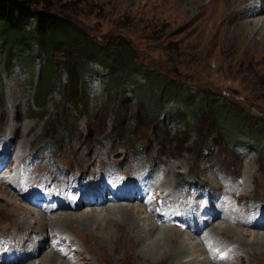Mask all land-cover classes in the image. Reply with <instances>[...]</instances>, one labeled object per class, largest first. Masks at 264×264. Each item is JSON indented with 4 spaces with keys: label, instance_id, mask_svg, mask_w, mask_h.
Segmentation results:
<instances>
[{
    "label": "rangeland",
    "instance_id": "374dc122",
    "mask_svg": "<svg viewBox=\"0 0 264 264\" xmlns=\"http://www.w3.org/2000/svg\"><path fill=\"white\" fill-rule=\"evenodd\" d=\"M41 1V8L45 6L70 18L91 40L103 47L126 39L134 47V61L143 71L158 75L186 96H195L203 110L193 113L191 108L196 105L184 102L179 107L170 101L160 104L163 109L152 114L154 105L158 107L161 100V89L156 84H150L146 75L137 73L135 78L111 92L109 89L114 87L107 84L108 71L97 63L89 64L92 70L82 82L72 83L65 68L66 59L60 52H55L53 56L59 72L51 84L52 94L44 101L40 99L39 91L45 86L47 75L37 77L44 64L43 59L32 56V61L24 62V65L16 61L7 66L5 54L0 52V154L8 158L5 166L14 158L17 160V155H25L22 162L31 159L26 166L27 175H23L25 186L21 189L14 187L17 192L37 185H57L67 197L70 188H77L75 185L82 189L86 187L87 191L101 188L99 179L109 171L111 179L123 176L137 181V177L141 180L144 177L147 184L156 190L155 194H161L162 203L181 202L184 210L188 206L197 209L200 201L194 199L196 194L202 195L199 197L202 199L205 189L213 190L215 186L218 187V195L224 194L229 200L233 214L240 221L263 208L264 27L254 29L247 24L248 19H241V10L253 0ZM251 19L264 23V15L251 16ZM33 28L34 25L29 27L30 30ZM140 95L142 98H139ZM205 99L230 107L251 119L254 125L237 126L228 122L224 125L226 129L219 128L222 124L219 118L201 106L205 104ZM182 110L188 114L176 116ZM19 139L24 149L18 150L16 143L20 142ZM13 141L16 142L9 152ZM87 160H95L97 165L86 168ZM83 173L84 176L96 178L98 175L99 178L86 177L83 181L78 177ZM89 180H92L90 184ZM2 183L0 179V191L6 193L12 203L7 205L6 200L0 201V251L8 253L6 256L11 258L12 264H38L45 255L53 252L48 245L40 255L24 263H16V260H25L26 254L25 251L23 254L8 252L11 244L20 243V238H16L18 229L15 225H29L40 229L38 231H46V243H49L52 234H56L59 240L56 239L53 247L64 262L98 264L95 256L99 253L87 231L77 221L82 215L103 217L105 212H100L107 206H94L95 201H90L71 209L59 203L60 209L46 213L42 208L27 204L21 195H14ZM129 185L124 183L122 186L126 188L123 190L130 189ZM95 195L101 200L100 191ZM108 196H103V199ZM56 199L43 204L56 207ZM216 201L212 199V206H220ZM107 203L110 206L127 204ZM128 203L139 206L143 217L157 223L154 205L153 211L148 212L136 197ZM93 209L97 212L91 214ZM210 212L199 217L204 224L202 231L196 235L184 229L183 225L159 224V228L179 230L178 233L192 239L195 250L183 259L184 262L192 258L205 261L208 254L202 250V241L207 238L206 232L232 224L222 218L213 221V217L209 218ZM38 213L47 218L60 213L72 214L77 223L74 221L65 225L66 228L57 225L59 220H55L53 226L47 220L45 225H40ZM185 220L184 224L188 225L195 222L194 217L189 215L185 216ZM49 223L50 226L45 229ZM237 227L249 236L242 238L239 232L230 236L223 233L229 240L220 238L231 247L228 259L231 262L211 264L255 262V259L249 261L247 254L241 253L239 245L233 240L251 242L253 235L260 236L264 231L242 225ZM37 234L33 233L35 237ZM60 239L72 242V247L60 246L63 245ZM36 242L26 248L28 254L30 251L37 253L40 249L42 243ZM220 247H216L217 253ZM207 250L213 251L211 248Z\"/></svg>",
    "mask_w": 264,
    "mask_h": 264
},
{
    "label": "bare ground",
    "instance_id": "6f19581e",
    "mask_svg": "<svg viewBox=\"0 0 264 264\" xmlns=\"http://www.w3.org/2000/svg\"><path fill=\"white\" fill-rule=\"evenodd\" d=\"M241 11H243L241 19L242 18L248 19L247 24L252 25V27L254 29H257V28L262 29L264 27V25H263L264 23L261 24L259 20H255V19L252 20L251 19V16L258 17V16L264 15V0H253L252 2L248 3V5L246 7H244L243 10H241ZM231 21H233V20H231ZM255 21H259V23L255 22ZM238 23L239 22H237V24ZM244 23H245V21H244ZM241 25L242 24H240V26ZM254 44H256V43H254ZM262 48H263V46L261 47V49ZM19 141L20 142L16 143L18 146V150L24 149L21 145L20 139H19ZM15 142L16 141H13L11 143V145L9 146V152H11V150L13 148V144ZM99 155H102V154H99ZM99 155H98V157H99ZM24 158H25V155L23 154V155H17V160L15 158L12 159L13 161L11 160V162H10L11 166L9 167L10 171L14 170V166L16 164H20ZM85 162H86V164H85L86 168H90V167H93L95 165V160H89V161L87 160ZM35 163H37V162H35ZM96 165H97V163H96ZM96 171L97 170H95V172ZM84 173L81 175H78V177L80 176L81 179H83V181L86 179V177H88L86 175L84 176ZM75 174H74V176H75ZM126 174H128V173H126ZM88 178L98 179L99 177L97 175L96 178H92V177H88ZM91 181L92 180H89L88 184H90ZM2 182H3L2 184L4 185L5 188H8L14 195L20 197L19 192H17L13 186L9 185L7 183V181H5L3 179H2ZM216 187L217 186H215V189L213 188V190L212 189L210 190L208 188L205 189L204 194H205V198L208 199V203L203 209H201V206L197 207V209H195L193 207L192 210L187 211V213H186V215L194 217L195 222L190 224V225L187 224L188 225L187 229L189 231L191 230L195 235L199 231H202V229H203V224H204L202 222L203 219H201L199 217H201L205 213H209V211L211 209L212 210L215 209L216 212L213 211V213L217 214V209L219 206H214V205H213L214 207L212 206V199L218 198V191H217L218 187L217 188ZM125 188H126V186H122V191H124L123 189H125ZM99 189L100 188L90 189L89 191H87L88 194L86 195L85 202H87L89 204L90 201H95L94 206H97V205L98 206H100V205L107 206L104 209H102L100 212L101 214L105 212L106 215L103 217H101V216L95 217L93 215H87V216L82 215L80 217V219H78V221H77V220H74V216H72V214L60 213V214L50 216L49 218H47V217L42 216L41 214L38 213V215H40V217H41V219H40L41 221H39L40 225H45L44 222L47 220L50 221L51 224L55 220H59L61 223L59 222L57 225L62 227V226L74 223V221L75 222L77 221L78 224L81 225L82 228L87 231L88 237L90 238V240L92 241L93 245L95 246V248L97 249V251L99 253V255L95 256L98 260V264H205L206 262L208 264L217 263V262H219L218 261L219 256L216 253V247L222 246L223 250H227V249L231 248L230 246H227V244H225V242H223L222 239H220V238H224V240H229V239H227L226 236H223L224 235L223 233H227L226 235L230 236V235H234V234L239 232L242 235L241 236L242 238H247L249 236V234L247 232L246 233L243 232L245 230H240L237 227L238 225L244 226L243 220H241V221L238 220L237 219L238 216L234 215L230 211V209H228V211H230V213H229V215H226L224 221H226V222L230 221V222H232V224L231 225L226 224V226H224V227L222 226V228L214 227L215 229L208 230L206 232L207 238L205 239V241H202V245H203L202 250L208 254L205 261H197L191 257L192 260L184 262L183 259L185 257L191 256V254H193V252L195 250L194 245L192 244V239L189 238V236L183 235L184 233L183 234L178 233L179 230L176 232L175 229L159 228L160 226H159L158 222L154 223L151 218L142 216L143 212L139 206L131 205L130 203H128L130 201L128 199V197L121 198L120 200H117V199L112 200L111 197L108 196L107 198L103 199L102 201L99 200L95 195L96 192L99 191ZM155 191L156 190H154V193H155ZM157 194H158V192H157ZM7 196L8 195L6 193L0 191V201L6 200L7 205H11L12 202L7 199ZM107 201L126 202L127 204H120L118 206H116V205L112 206L111 205L112 206L111 207L110 205H107L108 204ZM85 202L81 201V204L85 203ZM32 203H33V205H32L33 208L34 207L39 208V209L42 208L41 210L44 212L47 211L46 213H49V211H51L53 209H60L58 207L59 204H57V203H55L56 207L51 206V205L49 207L45 206L41 200H34V201H32ZM91 204H94V203H91ZM221 204L222 203H220V205ZM222 205H224V204H222ZM143 207H144V205H143ZM149 207L152 208L151 206H149ZM143 210H144V208H143ZM145 210H147V207H145ZM94 212H97V211L93 209L91 211V214H93ZM30 213L33 214L32 211H30ZM154 213H155V210H154ZM261 213H262L261 219H264V212H261ZM101 214H99V215H101ZM154 218H156V217H154ZM213 218H214L213 221L215 219H217V215ZM37 219L39 220L38 217H37ZM50 223L47 225V227H45V229H47L50 226ZM233 223L236 224L237 226L233 225ZM15 226L18 229V233H17L18 235L16 236V238L17 239L20 238V241H19L20 243L18 245L11 244L10 245L11 247L9 248L8 252L9 253L10 252H17V253L23 254V252L25 251L24 253L26 254L25 260L19 259L18 261L16 260V263H18V262L24 263L28 259L31 260L33 257L40 255L41 251L46 246L50 245L48 247L53 252L45 255L39 261L38 264H70L67 261H65V262L62 261L58 256V252L53 247L54 242L58 238L56 234H52L49 243L48 242L46 243V234L44 235V233L46 231H38L40 229L29 227V225H26L24 227L21 225H15ZM52 226H53V224H52ZM173 227L175 228L176 226H173ZM14 229H16V228H14ZM216 229H217V231H216ZM259 230L264 231V225L262 227H260ZM8 231H10V230H8ZM91 231H93V234H91L92 233ZM34 232L38 233L36 237L33 235ZM262 233H264V232H262ZM35 238H38V240H36ZM47 238H48V236H47ZM253 238H254L253 241L247 242V243L243 242V241L241 242L237 239L233 240V242H235L239 245L238 249L242 251L241 253L247 254V256H248L247 258L249 261H252L255 259V262H252L251 264H256V263L257 264H264V234H261L260 236L253 235ZM57 240H59V238ZM60 240H61L60 243H63V245L61 244L60 246L65 245V247H72V242L69 241L67 243V241L65 239L64 240L60 239ZM81 240H82V238H81ZM35 241L42 243L40 249L38 250L40 252L37 251V253H35V252L30 251V254H28L29 252L28 251L26 252V250H27L26 248L27 247L30 248L29 244L35 243ZM231 242H232V240H231ZM197 245H198V243H197ZM199 247H202V246H199ZM208 248H211L213 251L212 252L208 251L207 250ZM207 251L211 252V253H208ZM5 252L6 251H4L3 253H5ZM234 252H236V251H234ZM6 254H8V253H6ZM240 260H241V258H240ZM222 262L223 261H221V263ZM0 264H5V262L2 260V258H0ZM34 264H36V262Z\"/></svg>",
    "mask_w": 264,
    "mask_h": 264
},
{
    "label": "trees",
    "instance_id": "16d2710c",
    "mask_svg": "<svg viewBox=\"0 0 264 264\" xmlns=\"http://www.w3.org/2000/svg\"><path fill=\"white\" fill-rule=\"evenodd\" d=\"M41 2V0H0V52H4L7 66L16 61H21L24 65V62L32 61L30 60L32 56L35 59H43L44 64L37 74L38 78L47 75L46 84L39 91L41 100L46 101L52 94L51 84L59 72V66L53 62V56L55 52H60L66 59L64 64L72 83L82 82L92 70L89 64L97 63L108 71L107 84L114 87L109 89L111 92L125 85L127 80L135 78L137 73L146 75L150 84H156L161 89V100L158 107L154 105L152 114L163 109L160 104L170 101L178 106L184 102L196 105L194 109L191 108L193 113L198 114L203 110L195 96H186L179 89L164 82L158 75L143 71L134 61L136 56L134 47L126 39H121L118 44L110 47H103L91 40L70 18L55 13L45 6L41 8ZM32 25L34 28L30 30L29 27ZM139 98H142L141 95ZM204 101L205 104L201 106L219 118L220 123L222 122L219 125L221 129H226L224 125L228 122L237 126L244 124L251 127L253 124L251 119L240 115L230 107L221 106L210 99ZM187 114L182 110L176 113V116L183 117Z\"/></svg>",
    "mask_w": 264,
    "mask_h": 264
}]
</instances>
